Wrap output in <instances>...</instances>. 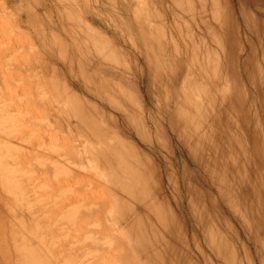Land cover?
Returning <instances> with one entry per match:
<instances>
[{"label": "rangeland", "instance_id": "obj_1", "mask_svg": "<svg viewBox=\"0 0 264 264\" xmlns=\"http://www.w3.org/2000/svg\"><path fill=\"white\" fill-rule=\"evenodd\" d=\"M7 105L15 175L32 185L29 204L10 203L27 212L19 238L45 237L51 264H124L119 236L146 264L155 235L149 264H172L173 250L224 264L223 240L226 259L264 264V0H0ZM3 250L0 264H19Z\"/></svg>", "mask_w": 264, "mask_h": 264}, {"label": "bare ground", "instance_id": "obj_2", "mask_svg": "<svg viewBox=\"0 0 264 264\" xmlns=\"http://www.w3.org/2000/svg\"><path fill=\"white\" fill-rule=\"evenodd\" d=\"M219 45V44H218ZM222 46V44H221ZM226 52V51H225ZM232 69V68H230ZM212 70V69H211ZM230 72V70L228 71ZM222 74V73H221ZM229 77V76H228ZM206 79V78H205ZM232 78H230V81H231ZM218 82V81H217ZM220 83V82H219ZM208 85V84H207ZM261 92V91H260ZM216 95V94H215ZM184 96V95H182ZM124 97V96H123ZM185 97V96H184ZM230 98V97H229ZM69 99V98H68ZM70 100V99H69ZM181 100V99H180ZM128 101V100H127ZM216 101V100H215ZM188 102V101H187ZM128 103V102H127ZM185 103V102H184ZM197 103V102H196ZM215 103V102H214ZM216 104V103H215ZM108 105V104H107ZM130 105V104H129ZM185 105V104H184ZM227 106V105H226ZM119 107V106H118ZM228 107V106H227ZM196 108V107H195ZM214 108V107H213ZM212 108V109H213ZM218 108V107H217ZM123 109V107H122ZM185 109V108H184ZM183 109V110H184ZM194 109V107H193ZM222 109V108H221ZM264 109V108H263ZM125 110V109H124ZM195 110V109H194ZM192 110V111H194ZM209 110V109H208ZM215 110V109H214ZM224 110V109H223ZM123 111V110H122ZM128 111V110H127ZM130 111V110H129ZM139 111V110H138ZM186 111V110H185ZM140 112V111H139ZM206 112V111H205ZM215 112V111H214ZM202 113V112H201ZM126 114V112H125ZM129 114V113H128ZM142 114V113H141ZM195 114V112L193 113ZM206 114V113H205ZM208 114V113H207ZM214 114V113H213ZM225 114V113H224ZM215 115V114H214ZM184 116V115H183ZM193 116V115H192ZM199 116V115H198ZM256 116V115H255ZM78 117V116H76ZM144 117V116H143ZM223 117V116H222ZM225 117V116H224ZM192 117H190L191 119ZM202 118V117H201ZM212 118V117H211ZM217 118V117H216ZM215 118V119H216ZM136 119V118H135ZM225 118H223L224 120ZM227 119V118H226ZM229 119V118H228ZM171 120V119H170ZM117 121V120H116ZM187 121V120H186ZM195 121V120H194ZM201 121V120H200ZM225 121V120H224ZM258 121V120H256ZM140 122V121H139ZM189 122V121H188ZM187 122V123H188ZM236 122V121H235ZM206 123V122H205ZM216 123V122H215ZM226 123V122H225ZM103 124V123H102ZM146 124V123H145ZM183 124V122H182ZM157 125V124H156ZM173 125V124H172ZM184 125V124H183ZM221 125V124H220ZM230 125V123H229ZM233 125V124H232ZM170 126V125H169ZM190 126V125H189ZM188 126V127H189ZM192 126V125H191ZM213 126V125H212ZM218 126V125H217ZM156 127V126H155ZM185 126L186 129H183V130H187L190 131L191 129L188 128ZM206 127V125L204 126V128ZM239 127V126H238ZM172 128V127H171ZM196 128V127H195ZM214 128V127H213ZM223 128V127H222ZM221 128V129H222ZM157 129V128H156ZM190 129V130H189ZM115 130V129H114ZM146 130V129H145ZM204 130V129H203ZM214 130V129H213ZM223 130V129H222ZM228 130V129H227ZM182 131V129H181ZM218 131V130H217ZM241 131V130H240ZM17 127H16V122H15V114L13 113V107L11 105H7L6 109L3 107V106H0V259L3 262L4 260V256L6 255V251L3 250V247H4V242H5V245H6V249H8L7 251L9 252V257H11L12 259L11 260H17V262L19 264H51V261H52V252L50 251V249L48 248L47 246V242H46V239L45 237L43 238H35L33 239V236L32 235H29V234H23V238H19V233H18V229H19V226H18V222H17V218H19L20 214L22 215V218L24 221V230H26V224H25V219H27V212L23 209V210H20V208H17V207H13L12 205H10V203H15V202H18L20 200V198H22L26 203H30V200H31V192H32V185H31V181L29 180L27 182V184L23 185V181H20V179L15 175L16 171H17V158L15 157L16 156V151H17V145H18V139H17ZM246 132V131H245ZM114 133V132H113ZM138 133V132H137ZM155 135L157 133L154 132ZM159 133V132H158ZM189 133V132H188ZM202 133V132H201ZM224 133V132H223ZM222 133V134H223ZM226 133V132H225ZM236 133V132H235ZM148 134V133H147ZM184 134V133H183ZM227 134V133H226ZM244 134V133H243ZM154 135V136H155ZM158 137L160 138L159 134H157ZM180 135V134H179ZM189 135V134H188ZM187 135V136H188ZM192 135V134H191ZM219 135V134H218ZM217 135V136H218ZM229 135V134H228ZM226 136V135H225ZM225 136H223L225 138ZM248 136V135H246ZM185 137V136H184ZM190 137H193L190 136ZM227 137V136H226ZM156 138V137H155ZM154 138V139H155ZM158 138V139H159ZM196 138V137H195ZM195 138H194V143H195ZM203 138V137H202ZM223 138V140H224ZM230 138V137H229ZM143 139V138H142ZM192 139V138H191ZM214 139V137H213ZM217 139V138H216ZM264 139V138H263ZM43 140V139H42ZM181 140V139H180ZM205 140V139H204ZM220 140V139H219ZM227 140H230V139H227ZM153 141V140H152ZM191 141V140H190ZM213 140L211 138V141L209 140L210 142V145L211 144H217V143H211ZM221 141V140H220ZM219 141V142H220ZM225 141V140H224ZM150 143V141H148ZM155 142V141H154ZM193 143V141H191ZM199 143V141H197ZM217 142H218V139H217ZM227 142V141H226ZM246 142V141H245ZM231 143V142H230ZM240 143V142H238ZM153 144V143H152ZM190 145H192L191 143H189ZM221 144V143H220ZM246 144V143H245ZM197 145V144H196ZM231 145V144H229ZM247 145V144H246ZM189 146V145H188ZM194 146V144L192 145ZM215 146V145H214ZM225 146V145H223ZM233 146V145H232ZM231 146V147H232ZM236 146V145H235ZM199 147V146H197ZM203 147V146H202ZM213 147V146H212ZM134 148V147H133ZM192 148V147H191ZM190 148V150H191ZM201 148V147H200ZM226 148V147H224ZM234 148V147H233ZM195 149V148H194ZM199 149V148H198ZM214 149H217V148H214ZM223 149V148H222ZM231 149V148H229ZM236 149V147H235ZM261 149V148H260ZM218 150V149H217ZM251 150V149H250ZM135 151V150H134ZM196 151V150H195ZM200 151V150H199ZM215 151V150H214ZM224 151V149H223ZM227 151V150H226ZM237 151V149H236ZM248 151V149H247ZM201 153V152H200ZM239 153V151H238ZM31 154V152H30ZM29 154V157L31 159V156ZM196 154V153H195ZM216 154V153H215ZM231 154V153H230ZM199 155V154H198ZM197 155V159H199ZM202 155V154H201ZM229 155V154H228ZM235 155V154H234ZM76 163H83V161L87 160V164H90L91 161L90 159L91 158H88L87 156H84V155H80V153L78 152L77 155H76ZM237 156V155H235ZM239 156V155H238ZM216 157V156H215ZM236 158V157H235ZM29 159V160H30ZM111 160V159H110ZM228 160V158H227ZM230 161V160H229ZM233 161V160H232ZM236 161V160H235ZM105 163V162H104ZM197 163V162H196ZM237 163V162H236ZM100 162L98 160V163L95 165H93V168L92 169H95L96 171V176L99 175V172H100V166H99ZM111 164V163H110ZM227 164V163H226ZM106 165V164H105ZM199 165V164H198ZM215 165V163H214ZM228 165H229V162H228ZM184 166V165H183ZM202 166V165H201ZM233 166V165H232ZM249 166V165H248ZM235 167V166H234ZM241 168V167H240ZM218 169V167H217ZM213 171L215 170L214 168L212 169ZM131 171L132 168L130 169H126L125 170V173L128 175V172H129V175L128 177L131 178ZM218 171V170H217ZM222 171V170H221ZM251 171V170H250ZM220 172V171H218ZM217 172V173H218ZM243 173V172H242ZM98 174V175H97ZM219 174V173H218ZM217 174V175H218ZM222 174V173H221ZM216 175V176H217ZM142 176V175H141ZM222 176V177H221ZM219 175V177L223 178V182L225 181V178H224V175ZM244 176V175H242ZM218 177V176H217ZM216 177V178H217ZM229 177V176H228ZM259 177V176H258ZM248 178V177H247ZM230 179V178H229ZM235 179V178H234ZM239 179V178H238ZM241 179V178H240ZM244 179V178H243ZM241 179V181L243 180ZM260 179V178H259ZM228 180V179H227ZM139 181H140V178H133L132 179V182L133 184H139ZM211 181V180H210ZM217 181V180H216ZM238 181V180H237ZM240 181V182H241ZM248 181V180H247ZM246 181V182H247ZM220 182V181H219ZM239 182V181H238ZM218 183V181L216 182ZM215 183V185H216ZM222 183V182H221ZM226 183V182H225ZM244 183V182H243ZM248 183V182H247ZM257 183V181H256ZM144 184V182H143ZM212 184V183H211ZM223 184V183H222ZM227 184H229V182H227ZM242 184V183H241ZM258 184V183H257ZM147 185V184H146ZM219 185V183H218ZM249 185V184H248ZM255 185V184H254ZM235 186V185H234ZM241 187L243 186L240 185ZM245 186V185H244ZM243 186V187H244ZM247 186V184H246ZM257 186V185H256ZM98 186H96L97 188ZM133 187L132 184H129L128 185V191L129 193H133L134 191L131 189ZM176 187V186H175ZM183 187V186H182ZM220 187V186H219ZM229 187L228 185L226 186V188ZM231 189H232V185H230ZM230 187H229V190H230ZM222 188V187H221ZM238 188V187H237ZM247 188V187H246ZM249 188V186H248ZM253 188V187H252ZM145 186H144V189L145 190ZM217 189V188H215ZM223 189V188H222ZM245 189V188H244ZM229 190L226 189L227 193H230L228 192ZM249 190V189H248ZM260 190V189H259ZM176 191V190H175ZM245 192V190H243ZM217 192L223 197L222 195V191L219 189L217 190ZM232 192V191H231ZM248 192V191H247ZM149 193V191H148ZM147 193V194H148ZM190 193V192H189ZM226 193V192H225ZM226 193V196L230 195V194H227ZM234 193V192H232ZM214 194V193H213ZM237 194V193H236ZM219 195V196H220ZM238 195V194H237ZM239 196V195H238ZM227 198V197H226ZM155 199V198H154ZM152 199V200H154ZM210 199V198H209ZM239 199V198H238ZM78 200V199H76ZM204 200V199H203ZM212 200V199H211ZM216 200V199H215ZM214 200V201H215ZM227 200V199H226ZM217 201V200H216ZM223 201V199H222ZM239 201V200H238ZM98 202V201H97ZM96 202V203H97ZM154 202V201H153ZM224 202V201H223ZM71 203V201H70ZM95 203V204H96ZM99 203V202H98ZM157 203V202H156ZM234 203V202H232ZM213 204V203H212ZM230 204V203H229ZM239 204V203H238ZM252 204V203H251ZM225 205V204H224ZM243 205V204H242ZM112 206V205H111ZM126 206V205H125ZM216 206V204H215ZM108 207V206H106ZM155 207V206H154ZM230 207V206H229ZM31 208V207H30ZM103 208V207H102ZM110 208V207H109ZM158 208V207H157ZM227 208V207H226ZM236 208V207H235ZM239 209L238 208V212H239ZM242 209V208H241ZM113 210V209H112ZM157 210V209H155ZM229 210V209H228ZM261 211V209H259ZM31 211V216L33 214V211L30 209ZM234 211V210H233ZM236 211V210H235ZM234 211V212H235ZM243 211V210H241ZM246 210V207H245V210ZM251 211V210H250ZM98 212V211H97ZM192 212V211H191ZM245 212V213H246ZM258 212V210H257ZM20 213V214H19ZM109 213L111 214V210L109 211ZM115 213V212H114ZM131 213H132V210H131ZM241 214V212L239 213ZM253 214V213H252ZM258 214H260L258 212ZM101 215V214H100ZM238 215V213H237ZM30 216V215H29ZM104 216V215H102ZM101 216V218H102ZM257 217H259L257 215ZM239 218V216H238ZM260 218V217H259ZM100 219V218H99ZM152 219H155V222L157 223V220L158 218H152V217H148V220L150 221V224L153 225L152 223ZM132 217L131 218H123V219H117V217H115L114 221H113V226L116 227L118 226L120 223H126L128 222H133L132 221ZM242 220V219H240ZM246 220V219H245ZM103 221V220H102ZM122 221V222H121ZM247 221V220H246ZM259 221V220H258ZM101 222V221H100ZM195 222V221H194ZM159 223V221H158ZM157 223V224H158ZM230 223V222H229ZM250 223V222H249ZM162 224V223H160ZM106 226V225H105ZM227 226V225H225ZM23 228V227H22ZM107 228V227H106ZM109 228V227H108ZM117 228V227H116ZM202 228V227H201ZM227 228V227H226ZM230 229V228H229ZM23 230V231H24ZM102 230V229H101ZM237 230V229H236ZM258 230V229H257ZM108 231V229H107ZM25 232V231H24ZM116 232V231H115ZM98 233V232H97ZM119 232H117L118 234ZM173 233V232H172ZM120 234V233H119ZM222 233H220L221 235ZM174 236V235H173ZM195 236V235H194ZM237 236V235H236ZM227 237V236H226ZM225 237V238H226ZM121 237H114L113 238V245L114 247L117 248V253L119 254V256L117 255L118 259L124 263V264H137L136 263V255L135 257L131 255V251H130V247L128 246L127 247V242L124 240V239H120ZM155 241L156 243L161 246V238L159 239L158 236L155 235ZM204 238V237H203ZM222 238V237H221ZM111 239V238H110ZM109 239V241H111ZM133 239V238H131ZM164 239V238H163ZM153 240V239H152ZM150 239V241H152ZM204 240V239H203ZM4 241V242H3ZM136 241L138 242H141V239H137ZM146 243V242H145ZM156 243L155 244H150V245H143V252L145 254V257H146V264H149L148 262L150 261H153L155 260V257L154 256H158L157 254H160V252L158 251L156 253V250L157 247H156ZM221 243V241H220ZM131 244V243H130ZM112 245V244H111ZM216 246V244H214ZM259 245V244H258ZM173 246V245H172ZM194 246V245H193ZM202 246V245H201ZM174 247V246H173ZM195 247V246H194ZM218 247V245H217ZM220 252L222 253L223 255V260L224 261V264H235L237 263L236 259H233L232 260H228L226 259L227 257H230V247L224 243V240H223V243H221L220 245ZM171 248V247H170ZM139 249V247H138ZM211 249V248H210ZM247 249V248H246ZM203 250V249H202ZM245 250V249H244ZM250 250V249H249ZM187 251V250H186ZM212 251V250H210ZM251 251V250H250ZM5 252V253H4ZM172 252H174V255L173 257H175V262H173L172 264H185V261L187 260V264H191V259H190V253L188 254V252H183L182 255H180V253H175V251L173 250ZM236 252V251H234ZM247 252V251H246ZM205 252L201 251V257H202V260H204V262H208V259L206 258L207 255H204ZM252 253V252H251ZM5 254V255H4ZM114 254V253H113ZM236 254V253H235ZM244 254H245V251H244ZM249 254V253H248ZM205 256V257H204ZM245 256V255H244ZM232 257V255H231ZM115 258V256H114ZM241 259V258H240ZM246 259V258H245ZM251 258L249 257V260ZM256 259V258H254ZM159 260V259H158ZM163 260V258H162ZM260 260V258H259ZM138 261V260H137ZM118 262V261H117ZM120 262V263H121ZM154 262V261H153ZM162 262V261H161ZM251 262V261H249ZM256 262V261H255ZM259 262V261H258ZM261 262V260H260ZM259 262V264H261ZM1 263V264H2ZM155 263V262H154ZM205 263V264H206ZM55 264H61V262H55ZM163 264V263H162ZM194 264V263H193ZM204 264V263H203ZM208 264V263H207ZM214 264V262L212 263ZM241 264H243L241 262ZM248 264V263H247ZM251 264V263H249ZM263 264V263H262Z\"/></svg>", "mask_w": 264, "mask_h": 264}]
</instances>
